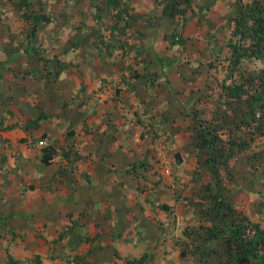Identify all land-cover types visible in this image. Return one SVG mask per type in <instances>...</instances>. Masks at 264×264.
<instances>
[{
	"label": "crops",
	"instance_id": "1",
	"mask_svg": "<svg viewBox=\"0 0 264 264\" xmlns=\"http://www.w3.org/2000/svg\"><path fill=\"white\" fill-rule=\"evenodd\" d=\"M188 12L182 24L171 18L180 42L163 39L168 22L158 19L163 29L129 31L108 51L90 41L52 52L50 63L68 65L50 68L42 87L24 80L6 92L1 84V121L43 115L27 130L0 128V260L8 253L16 264L35 256L38 264H122L146 252V264H165L162 256L176 253L167 225L182 210L172 177L185 175L181 153L194 140L187 65L175 58L198 20ZM91 47L105 57L89 56ZM175 80L188 93L171 88Z\"/></svg>",
	"mask_w": 264,
	"mask_h": 264
},
{
	"label": "rangeland",
	"instance_id": "2",
	"mask_svg": "<svg viewBox=\"0 0 264 264\" xmlns=\"http://www.w3.org/2000/svg\"><path fill=\"white\" fill-rule=\"evenodd\" d=\"M116 1L121 13L125 9V15L113 17V9L104 0H30L33 10L43 11L49 20L39 25L29 39V25L20 15L25 10L24 3L21 0H0V57L8 61V66L2 69L4 90L7 92L18 84L24 86V80L30 83L31 88L42 87L40 83L44 80L43 77L52 72L50 68L57 67L54 60L51 63L49 61L51 53L65 52V46L72 45L73 42H80L84 48L90 41L97 42L108 51L114 45L123 46L129 31L138 33L143 27L151 33L154 29H163L160 25L164 21L158 22L161 19L168 22L167 28L162 31L163 39L168 37V44H174L169 38L173 21L166 15L157 14L161 6L159 0ZM246 1L248 0H191L192 10L188 15L197 16L198 20L196 24H192L191 33L181 46L176 47L180 50L175 56L178 62L187 65L188 70L185 74L187 79H182L184 83H188L189 94L192 96L187 104L188 127L193 126L194 118L203 114L205 116L213 108L214 94L206 95L208 89L205 84L210 78L206 59L225 50L222 40L229 30L230 17L239 3ZM136 8L145 11L136 14ZM176 17L180 23L181 17ZM189 20H192L190 16ZM197 25L203 26L202 34ZM28 46H33L34 50L26 51ZM69 51L81 55L78 49L73 51V47ZM88 53L94 58L105 57L95 47L88 49ZM162 56L163 53L157 57L161 59ZM257 66H260L259 62ZM172 69L177 73L176 65ZM25 73L29 74L26 79L22 76ZM182 83L175 80L174 85L173 82L170 85L173 89L176 87L180 93H188V88L185 90ZM18 100L25 99L20 97ZM220 109L214 113L213 119H219ZM201 110L204 112L200 113ZM195 138L197 137L194 134L193 139ZM263 142L264 136L258 137L249 149L232 157L225 166L219 165L214 172L210 171L208 163L204 161L203 149L193 144L189 152L181 153L182 157L185 156L187 171L183 177L173 176L172 179L176 182L173 201L178 203L177 206L182 211L174 214V224L170 222L167 225V228L171 227L170 247L172 249L175 244L176 253L173 254L171 250L170 254L162 256L165 264L211 262L213 253L206 252L217 245L221 237L220 212L215 206L219 196L223 200V206L227 202L233 204L252 220L264 224V168L259 159L248 155L250 150H261ZM170 206L172 205H168L167 209L170 210ZM165 215H168L167 212ZM1 218L6 219L4 216ZM180 250L182 254H178ZM30 259L33 260L34 257Z\"/></svg>",
	"mask_w": 264,
	"mask_h": 264
},
{
	"label": "trees",
	"instance_id": "3",
	"mask_svg": "<svg viewBox=\"0 0 264 264\" xmlns=\"http://www.w3.org/2000/svg\"><path fill=\"white\" fill-rule=\"evenodd\" d=\"M21 1L25 10L21 11L20 15L29 25L27 35L31 39L37 27L49 18L43 11L33 10L29 4L30 0ZM159 1L160 14L170 18L181 17V23L185 20L186 11L192 10L191 0ZM104 2L113 9V17L125 15V9L121 13L117 8L116 0ZM169 36L172 42L182 40L178 36L174 38L173 30ZM222 44L225 50L207 60L210 78L205 84L208 89L206 95L214 94L213 108L209 109L205 116L203 114L194 118L192 126L197 137L192 145L203 149L204 161L208 163L211 172L219 165L225 166L232 157L249 149L255 139L264 136V0L239 3L230 17V27L223 36ZM33 50V46L26 48L28 52ZM258 62L260 66H257ZM56 64L55 73H58L68 62L61 64L58 61ZM7 66L8 61L0 57V87L3 81L2 69ZM22 76L24 77L23 74ZM219 109V119H213L214 113ZM202 112L204 111L201 110L200 113ZM42 115L43 113L39 112L35 117L19 123L0 120V128L9 129L19 125L27 130L38 126ZM248 155L259 159L264 168V142L261 150H250ZM219 197L215 206L220 212L221 237L217 245L206 252L213 253L209 264H264V224L252 220L233 204L227 202L223 206V200ZM168 205L161 203V208L165 210ZM182 231H185L184 228ZM178 254H182L181 250ZM148 259V254L143 252L136 257L123 258L122 264H146ZM39 261L35 256L28 264H38ZM16 262L17 260L7 253L0 264Z\"/></svg>",
	"mask_w": 264,
	"mask_h": 264
},
{
	"label": "built area",
	"instance_id": "4",
	"mask_svg": "<svg viewBox=\"0 0 264 264\" xmlns=\"http://www.w3.org/2000/svg\"><path fill=\"white\" fill-rule=\"evenodd\" d=\"M137 106H140V103L139 102L137 103Z\"/></svg>",
	"mask_w": 264,
	"mask_h": 264
}]
</instances>
